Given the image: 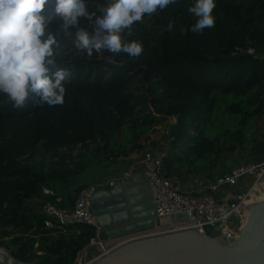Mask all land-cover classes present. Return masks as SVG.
Here are the masks:
<instances>
[{"label":"trees","instance_id":"16d2710c","mask_svg":"<svg viewBox=\"0 0 264 264\" xmlns=\"http://www.w3.org/2000/svg\"><path fill=\"white\" fill-rule=\"evenodd\" d=\"M110 2L86 0L88 10L97 13L99 5ZM192 2L176 0L132 26L135 33L142 28L126 40L142 41L137 61L123 52L125 59L109 52L59 56V66L72 71L63 104L37 106L30 97L23 108H15L0 95V243L7 237L16 259L72 264L95 228L78 223L47 228L42 206L58 197L61 206L72 208L81 188L121 178L132 165L128 155L142 153L141 141L167 117L175 122L163 150L166 177L181 179L189 165L212 170L250 142L253 160L264 161V143L251 131L264 111V0H216L215 24L202 33L189 30L196 19L187 11ZM45 12L52 13L51 2ZM147 17L149 28L143 26ZM170 20L171 32L166 29ZM80 24L91 27L83 17ZM52 27L64 41L58 18ZM106 56L124 63L110 64ZM139 76L148 85L145 96L134 88ZM44 188L53 194H44ZM208 194L220 200L213 191Z\"/></svg>","mask_w":264,"mask_h":264},{"label":"clouds","instance_id":"9594fccd","mask_svg":"<svg viewBox=\"0 0 264 264\" xmlns=\"http://www.w3.org/2000/svg\"><path fill=\"white\" fill-rule=\"evenodd\" d=\"M52 3V13L45 12ZM176 0H111L90 12L86 0H0V95L15 108H23L31 97L34 105L63 104L66 84L72 76L69 67L59 66L61 40L52 20L59 19L60 31L73 37V44L89 57L93 52H121L137 57L143 51L140 40L126 41L123 33L145 15L166 9ZM216 0H193L187 11L196 19L190 31L202 33L215 24ZM87 19L91 28L80 24ZM169 21L166 29L174 30ZM70 28L75 29L69 31ZM105 60L122 66L112 56Z\"/></svg>","mask_w":264,"mask_h":264},{"label":"water","instance_id":"95a60500","mask_svg":"<svg viewBox=\"0 0 264 264\" xmlns=\"http://www.w3.org/2000/svg\"><path fill=\"white\" fill-rule=\"evenodd\" d=\"M259 189L264 190V184ZM89 203L102 242V248L93 247L98 255L92 264H264V201L248 207L247 221L234 239L197 227L173 230L161 225L139 167L112 187L97 190ZM170 221L176 225L193 220L173 214ZM0 264L34 263L22 262L0 246Z\"/></svg>","mask_w":264,"mask_h":264},{"label":"built area","instance_id":"2783aa9c","mask_svg":"<svg viewBox=\"0 0 264 264\" xmlns=\"http://www.w3.org/2000/svg\"><path fill=\"white\" fill-rule=\"evenodd\" d=\"M236 51H243L236 47ZM248 54H253L252 48L246 49ZM149 111L156 117L159 114L149 105ZM162 154L154 151L149 144L145 146L137 163L132 164L122 175L125 178L131 175V169L139 167L149 182L156 214L163 226L169 225L171 229L196 228L199 231L212 229L218 236L226 239H234L245 225L248 217V207L259 192L255 186L259 183V177L264 172V161L253 162L247 165L235 167L233 170L215 179L211 188L219 189L223 186L240 190L230 192L224 199H216L209 194H194L182 189L180 179L176 176L166 177L162 173ZM253 181L246 184L245 180ZM116 179H110L105 184H89L81 188L74 200L72 208L61 206V199L47 201L42 206V214L45 217L44 225L47 228L62 230L74 223L93 226L95 235L88 241L87 247L79 252L72 264H92L95 256L87 257L84 252L94 246L102 248V242L97 239L98 227L95 216L90 209L89 199L100 188H110ZM245 184V185H244ZM244 185V186H243ZM242 186V187H241ZM43 193L52 195L48 189ZM173 214L184 215L186 220H193L173 225L170 217Z\"/></svg>","mask_w":264,"mask_h":264},{"label":"rangeland","instance_id":"374dc122","mask_svg":"<svg viewBox=\"0 0 264 264\" xmlns=\"http://www.w3.org/2000/svg\"><path fill=\"white\" fill-rule=\"evenodd\" d=\"M151 21L152 20L149 17H147L144 21L143 26L146 28H149ZM138 30L140 33H142V28ZM140 33H135L134 31H131V33H128L127 30H125V32L122 35L124 39L127 40L130 35L132 36L139 35ZM139 38H141V36H138V39ZM114 55H120L123 59H125V56L122 55L121 53L114 54ZM60 56L61 57L71 56V58H76V57L87 58L88 55L85 54L83 50L77 49L73 44V37L71 35H67V37L64 38V41L61 40ZM128 59L130 61H137L139 60V56L128 57ZM142 79L143 77L141 78L140 76L134 79V88L142 89V92H139V93L144 94L145 96L146 93H144V89L148 85L146 82H143ZM155 118H158V117H155ZM172 123H174V118L167 117L163 120V122L160 125L156 126L155 129L149 133V135H151L153 140H156V142L158 143H162V146L164 147L162 148L161 146H158L159 147L158 149L154 147L153 145L155 142L149 143V145L153 147L154 151L158 154L163 153V150L167 148L168 142L172 139V138L167 139L168 132L170 130ZM251 131H252L253 137L255 138L256 142L264 143V111L260 117H258L257 119L253 121ZM252 144L253 142H250L245 150L238 148L234 152L225 155L224 158L218 161L216 167L212 170L198 171V170H195L193 166H190V165L185 166L184 167L185 173L182 175L180 179L182 189L190 193H194V194H203V193L208 194V191L211 190L215 194H217L220 199H224L230 192H225L223 188H219V189L211 188L215 182V179L224 174H227L228 172H230L237 166L247 165V164L255 162L253 160L252 155L249 152ZM72 154L73 155L77 154V150H74ZM245 181H246L245 182L246 184H249L253 181V179L248 178ZM233 189L236 191H239L240 186L233 188ZM209 233L212 235L218 236L215 233V231L212 229H209ZM8 241L9 240L7 237L3 238L2 242L0 243V246L7 247L6 244ZM89 253H92V252L89 251Z\"/></svg>","mask_w":264,"mask_h":264},{"label":"crops","instance_id":"0c3cea01","mask_svg":"<svg viewBox=\"0 0 264 264\" xmlns=\"http://www.w3.org/2000/svg\"><path fill=\"white\" fill-rule=\"evenodd\" d=\"M174 122H175V118H174ZM153 142L157 143L158 145L162 144V143L156 142V140H153V138L151 137V135L148 134L147 138L141 141V145H143L144 148H145V146H147L149 143H153ZM162 148H164V147L162 146ZM140 155H141V151L136 152V150H134L133 152H131L128 155V157L126 159L130 160L132 162V164H135L140 159ZM94 253H96V251H94L92 253H89V251L88 252H84V254L87 257H91Z\"/></svg>","mask_w":264,"mask_h":264},{"label":"bare ground","instance_id":"6f19581e","mask_svg":"<svg viewBox=\"0 0 264 264\" xmlns=\"http://www.w3.org/2000/svg\"><path fill=\"white\" fill-rule=\"evenodd\" d=\"M261 182H263V181H261ZM261 184H264V182H263V183H258V184L255 186V188L258 189L259 192L256 194L257 196H256L255 198L252 199V201H251V205H253V204H257V203H259V202H261V201H264V190L259 189V185H261ZM148 232H149V231H148Z\"/></svg>","mask_w":264,"mask_h":264}]
</instances>
